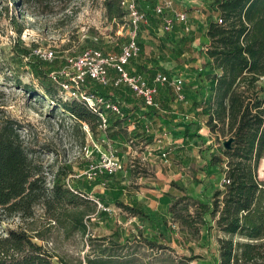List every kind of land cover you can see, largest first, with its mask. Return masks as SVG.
<instances>
[{
  "label": "rangeland",
  "instance_id": "rangeland-1",
  "mask_svg": "<svg viewBox=\"0 0 264 264\" xmlns=\"http://www.w3.org/2000/svg\"><path fill=\"white\" fill-rule=\"evenodd\" d=\"M105 1L72 0L64 6L55 0L52 11L46 13L24 12L11 2L1 12L0 6V109L24 127L22 135L42 161L50 188L56 173L62 171L67 173L64 183L68 188L83 191L86 204L80 210L87 224L86 234L74 233L68 237L61 226L49 222L39 206L31 220L5 217L0 233L6 235L7 228L27 230L34 242L54 256L55 264L58 261L63 264H178L180 261L211 264L216 258L218 239L223 236L212 217L198 215L197 207L200 202L210 203L214 192L222 189L218 183L225 165L218 164L208 172L206 164L213 153L220 155V147L225 148L229 138L216 139L193 113L197 89L195 71L206 62L200 51L202 44L196 42L195 45V19L191 17L194 28L190 31L176 22L171 30L164 29L163 23L160 35H156L150 22L141 27L138 40L144 48V60L149 65L146 67H156L151 61L162 48L166 58L160 72L184 76L187 80L186 101L174 103V110L189 117L187 121L174 123L171 120L168 122L171 125H164L158 113L151 119L141 116L145 119L144 129L150 130L146 133L150 138L147 141L138 136L131 122L101 129L94 136L86 124H78L61 108L54 111L56 104L45 96L41 80L34 77L27 59L15 54V50L23 48L35 55L49 49L54 51L56 59L53 63L47 62L46 70L61 81L66 78L63 74L66 58L98 47L106 52H119L131 35L129 16L122 22L109 21ZM203 3L205 5L198 8L204 12L208 2ZM175 9L192 12L191 16H195V3L175 0ZM13 16L16 19H11ZM19 30H22L21 35ZM184 41L190 46L185 47ZM138 67L139 63L132 69L138 70ZM53 84L60 88L59 96L63 101L76 99L55 81ZM100 90L118 100L124 112L133 110V105L124 102L119 89L100 86ZM258 91L264 93V79L258 83ZM123 93L135 104L141 102L128 90L123 89ZM38 94L41 99L35 98ZM169 96H173L172 91L164 89L157 98L163 100ZM117 132L119 136L115 135ZM164 132L171 140L178 138L175 144L170 140L172 145L166 151L154 142V135ZM185 133L200 137L192 140L190 150L182 157L176 147H181L183 138L180 136ZM110 162L121 166L115 181L126 188L122 196L115 191L119 203L132 205L134 200L138 201L148 218L136 217L116 205L104 209L98 194L106 195L110 188L92 186L96 183L93 173ZM260 177L264 181V160ZM90 186L92 191L88 190ZM103 211L106 216L101 214ZM185 255L190 259H184Z\"/></svg>",
  "mask_w": 264,
  "mask_h": 264
},
{
  "label": "trees",
  "instance_id": "trees-1",
  "mask_svg": "<svg viewBox=\"0 0 264 264\" xmlns=\"http://www.w3.org/2000/svg\"><path fill=\"white\" fill-rule=\"evenodd\" d=\"M71 1L57 0L64 6ZM137 1L140 8H149L146 22L153 25L156 33L164 23L155 12L158 0ZM9 2L24 12L40 10L46 13L52 11L55 0H0L1 12ZM105 9L111 22H122L128 15L121 0H106ZM204 10L202 22H205L206 30L200 51L206 62L203 68L195 71V116L212 136L229 138L227 142L230 144L229 147H220V155L213 153L207 161L208 172L218 164L225 165L218 183L222 189L214 192L210 203L200 202L197 211L202 218L212 217L216 229L223 236L218 239L216 258L211 264H264V181L260 177L264 160V93L258 91V83L264 79V0H209L208 8ZM11 19L16 18L13 16ZM18 32L22 34V30ZM139 46L141 53L134 61L139 63L137 72L153 77L166 58L164 50L160 46L158 57L151 61L156 67L147 68L144 48L140 43ZM95 49L103 50L100 47ZM15 54L20 59H27L34 77L41 80L45 96L56 104L54 111L61 108L78 124H86L94 136L101 131V114L107 116L109 127L131 122L136 125L138 136L147 141V128L145 130L144 123H140L138 114L150 119L157 114L147 111L142 99L135 104L122 88L119 89L124 102L133 105L131 112L126 113L122 108L126 114L124 119L110 111H96L82 100L63 101L59 96L60 88L53 83L59 84L66 78L56 81L51 77L46 70L49 64L30 49H17ZM25 88L30 87L25 85ZM83 90L88 95L105 96L121 106L118 100L107 91L102 92L100 86L90 79H87ZM35 98L41 99L42 96L38 94ZM157 101L166 111L174 110V95L163 100L157 98ZM158 115L164 125H171L168 123L171 120L174 123L180 120L174 114ZM23 130L19 121L0 109V227L5 217L18 216L23 221L33 219L36 208L41 206L49 222L61 226L68 237L74 233L86 234L87 224L80 210L86 204L83 191L68 188L64 183L67 173L62 171L56 173L52 187L48 186L44 165L28 146ZM115 135L119 136V133ZM196 137L200 135L185 133L184 146L190 145ZM154 142L157 143L155 138ZM93 176L96 183L92 186L110 188L108 194H98L105 208L116 205L136 217L148 218L144 206L138 201L134 200L132 205L119 203L115 191L122 196L126 188L115 181L116 173L102 174L95 169ZM88 190L92 191L93 187ZM101 214L107 215L106 211ZM5 234L0 233V264H55L54 256L34 242L27 230L7 228ZM197 257L200 258L195 255ZM183 258L190 259L186 255ZM178 264L186 263L180 261Z\"/></svg>",
  "mask_w": 264,
  "mask_h": 264
},
{
  "label": "built area",
  "instance_id": "built-area-1",
  "mask_svg": "<svg viewBox=\"0 0 264 264\" xmlns=\"http://www.w3.org/2000/svg\"><path fill=\"white\" fill-rule=\"evenodd\" d=\"M121 5L128 12L131 35L126 44L120 46L119 52H106L100 49L85 50L77 56L68 57L65 60V67L63 74L66 80L58 82L62 89L70 96L78 100L85 101L90 107L96 111H110L119 118L124 119L126 114L123 112L122 107L114 102L112 99L105 96H92L88 95L83 86L86 84L87 79L95 82L102 87H113L116 89H126L133 93L136 97L144 101L147 111L158 113L160 115L174 114L180 117V120L187 121L188 115L186 113H179L175 110L166 111L160 102L157 101L159 92L164 89L172 91L176 98V103H185V83L186 79L183 76L172 75L170 73L157 72L155 76L151 77L148 74H139L138 70H133L132 66L135 65V60L141 53L139 46L138 34L140 27L147 21L148 9L140 8L137 0H121ZM155 12L164 20V29L171 30L175 22L183 25L186 31L191 30V17L186 11H177L175 9V0H158ZM171 14L174 19H172ZM163 27L156 30V34L160 35ZM97 40V39H96ZM37 56L46 62L53 63L56 59L55 52L47 50L38 52ZM57 81V77L53 75ZM101 129L109 127L107 116L102 115ZM192 117V116H191ZM194 118V117H192ZM135 130L133 123L130 124ZM150 130L147 129V133ZM158 147L163 151L170 148L168 133L164 132L159 135H154ZM163 156L167 155L163 153ZM104 165L99 170L100 173H116L121 166L116 163ZM94 175V173H93ZM106 210V208H104Z\"/></svg>",
  "mask_w": 264,
  "mask_h": 264
},
{
  "label": "crops",
  "instance_id": "crops-1",
  "mask_svg": "<svg viewBox=\"0 0 264 264\" xmlns=\"http://www.w3.org/2000/svg\"><path fill=\"white\" fill-rule=\"evenodd\" d=\"M180 2H188V3H195V8H196V11H195V16H191L192 12L188 13L190 15V17H193L195 19V45H196V42H199V44L203 43L204 41V33H205V30H206V24L205 22H202V17H203V14H202V9L198 8V7H202L204 6L205 4L203 3L204 1L206 0H179ZM207 2H209V0H207ZM205 8V7H204ZM191 23H193V19H191ZM181 27L183 25H180ZM193 25L191 27V30H193ZM187 42L184 41V45L185 47L187 46H190V45H187L186 44ZM184 77V76H183ZM192 80V79H191ZM194 80H195V77H194ZM194 80H192L194 82ZM187 81V80H186ZM191 110H193V108L191 107ZM193 113H195L193 111ZM141 116L142 114H138V118L140 120V123H144V118L141 119ZM135 120V119H133ZM142 120V121H141ZM160 120V119H159ZM161 121V120H160ZM180 121V120H178ZM177 121V122H178ZM135 122V121H134ZM162 122V121H161ZM134 124V123H133ZM145 124V123H144ZM135 125V124H134ZM136 127V126H135ZM206 127V126H205ZM207 128V127H206ZM209 131V130H208ZM210 133V132H209ZM211 134V133H210ZM180 136V135H179ZM183 138V135L180 136ZM173 138V137H172ZM170 139V138H169ZM176 140H178V138L176 137L175 139L173 138L171 141L175 144ZM171 142V143H172ZM192 144V143H191ZM191 144L188 145V146H184V144L182 143L181 147L177 146L176 149H180L179 151H177L178 155L181 154V156L183 157V154L186 153V151L190 150L189 148L191 147ZM187 151V152H188ZM221 178V176L219 177ZM217 186V185H216ZM219 186V185H218ZM219 188V187H218Z\"/></svg>",
  "mask_w": 264,
  "mask_h": 264
},
{
  "label": "water",
  "instance_id": "water-1",
  "mask_svg": "<svg viewBox=\"0 0 264 264\" xmlns=\"http://www.w3.org/2000/svg\"><path fill=\"white\" fill-rule=\"evenodd\" d=\"M229 144H230V142H227V143L225 144V146H226V147H229Z\"/></svg>",
  "mask_w": 264,
  "mask_h": 264
}]
</instances>
